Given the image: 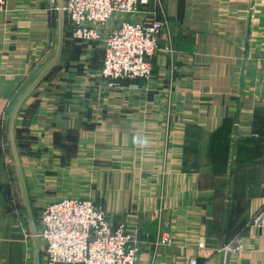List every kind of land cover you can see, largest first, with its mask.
Masks as SVG:
<instances>
[{
  "label": "crops",
  "instance_id": "0c3cea01",
  "mask_svg": "<svg viewBox=\"0 0 264 264\" xmlns=\"http://www.w3.org/2000/svg\"><path fill=\"white\" fill-rule=\"evenodd\" d=\"M50 7L7 0L0 12V264H34L6 132L55 53ZM143 10L167 21L150 79L110 86L102 46L66 28L59 63L24 102L16 138L32 207L64 196L101 204L136 233L137 264H264V225L254 224L264 211V0H150ZM163 234L171 242L158 246ZM239 236L246 247L224 261L223 240Z\"/></svg>",
  "mask_w": 264,
  "mask_h": 264
},
{
  "label": "built area",
  "instance_id": "2783aa9c",
  "mask_svg": "<svg viewBox=\"0 0 264 264\" xmlns=\"http://www.w3.org/2000/svg\"><path fill=\"white\" fill-rule=\"evenodd\" d=\"M150 0H65L67 28L81 44L103 48L101 75L110 86L122 79H150L152 58L159 50L167 21L145 18L143 8ZM7 0H0V12ZM58 9V0H50ZM171 50V45L167 46ZM15 202V201H14ZM16 203V202H15ZM264 225V212L254 218ZM38 234L43 264H137L136 233L124 222L113 223L107 210L93 200L63 197L43 205L38 213ZM163 234L157 245H168ZM242 246L227 247L238 253ZM221 251V249H220ZM193 258L190 264H197Z\"/></svg>",
  "mask_w": 264,
  "mask_h": 264
},
{
  "label": "water",
  "instance_id": "95a60500",
  "mask_svg": "<svg viewBox=\"0 0 264 264\" xmlns=\"http://www.w3.org/2000/svg\"><path fill=\"white\" fill-rule=\"evenodd\" d=\"M66 23H67V16L65 11V0H58V41H57L55 53L52 59L40 70L37 76L33 79V81L30 83V85L26 88V90L22 93V95L15 103L8 124V134H9V141L13 154V160L16 166V170L29 218V223L33 235L34 264H41L42 243L38 234V228L35 220V215L33 212L29 189L27 186V181L25 178V173L23 170V165L21 162L20 152L17 144L16 122L24 102L38 88V86L46 79V77L52 72V70L59 63L65 46Z\"/></svg>",
  "mask_w": 264,
  "mask_h": 264
},
{
  "label": "rangeland",
  "instance_id": "374dc122",
  "mask_svg": "<svg viewBox=\"0 0 264 264\" xmlns=\"http://www.w3.org/2000/svg\"><path fill=\"white\" fill-rule=\"evenodd\" d=\"M7 135H9L8 134V127H7ZM17 175L18 174H16L15 175V178H17V179H15V181L16 182H18L19 181V178L17 177ZM18 180V181H17ZM13 185H15V184H13ZM21 192V191H20ZM64 197H71V196H64ZM10 200H12V202H14V201H17V198H16V196L14 195V194H11L10 195ZM24 199L22 198V200H21V204H20V208H24L25 210H26V207H25V203H24V201H23ZM19 204V203H18ZM97 204V203H96ZM13 207H15V202L13 203ZM98 205H101V204H98ZM24 206V207H23ZM102 206V205H101ZM42 206H36L35 208H33V211H34V214H35V219H36V223L38 222V213H39V210H40V208H41ZM104 207V206H103ZM105 208V207H104ZM106 209V208H105ZM261 212H264V211H261ZM260 212V213H261ZM259 213V214H260ZM241 245L242 247V249H244L245 247H246V242H245V240H243V238H241L240 236L239 237H235V238H232V239H230V240H227V238H225L224 240H223V243H222V245H221V254L223 255V258H224V261H228V259L230 258V257H232V256H237L238 254H239V252L238 253H234V251H231V250H227L226 248L227 247H232V248H235V246L236 245ZM42 245V244H41ZM43 247V246H42ZM43 264V263H42Z\"/></svg>",
  "mask_w": 264,
  "mask_h": 264
},
{
  "label": "clouds",
  "instance_id": "9594fccd",
  "mask_svg": "<svg viewBox=\"0 0 264 264\" xmlns=\"http://www.w3.org/2000/svg\"><path fill=\"white\" fill-rule=\"evenodd\" d=\"M133 143L137 144L138 146H144L147 143V139L143 137H134Z\"/></svg>",
  "mask_w": 264,
  "mask_h": 264
},
{
  "label": "trees",
  "instance_id": "16d2710c",
  "mask_svg": "<svg viewBox=\"0 0 264 264\" xmlns=\"http://www.w3.org/2000/svg\"><path fill=\"white\" fill-rule=\"evenodd\" d=\"M66 28H67V23H66Z\"/></svg>",
  "mask_w": 264,
  "mask_h": 264
}]
</instances>
